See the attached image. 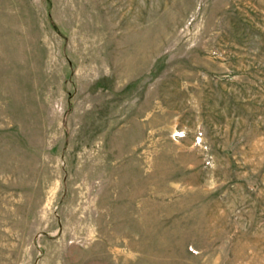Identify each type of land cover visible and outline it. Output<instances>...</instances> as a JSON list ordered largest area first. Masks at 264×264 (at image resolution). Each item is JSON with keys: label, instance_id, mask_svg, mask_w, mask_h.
Wrapping results in <instances>:
<instances>
[{"label": "rangeland", "instance_id": "rangeland-1", "mask_svg": "<svg viewBox=\"0 0 264 264\" xmlns=\"http://www.w3.org/2000/svg\"><path fill=\"white\" fill-rule=\"evenodd\" d=\"M0 264H264V0H0Z\"/></svg>", "mask_w": 264, "mask_h": 264}]
</instances>
